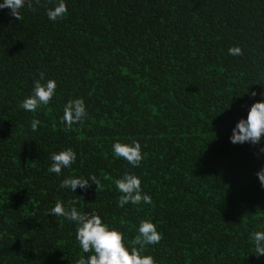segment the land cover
I'll list each match as a JSON object with an SVG mask.
<instances>
[{"label": "trees", "instance_id": "16d2710c", "mask_svg": "<svg viewBox=\"0 0 264 264\" xmlns=\"http://www.w3.org/2000/svg\"><path fill=\"white\" fill-rule=\"evenodd\" d=\"M20 19L0 9V264H74L75 225L48 215L74 201L120 229L128 242L150 218L162 234L145 247L157 264H264L250 234L264 231V166L258 144L229 141L264 88V0H30ZM238 45L241 56L228 55ZM43 74L55 95L34 112L19 107ZM81 98L87 117L66 128L64 103ZM38 120L36 131L30 128ZM137 140L133 168L112 154ZM76 161L49 173L50 154ZM132 172L152 203L117 206L115 179ZM92 183L61 189L65 177Z\"/></svg>", "mask_w": 264, "mask_h": 264}, {"label": "clouds", "instance_id": "9594fccd", "mask_svg": "<svg viewBox=\"0 0 264 264\" xmlns=\"http://www.w3.org/2000/svg\"><path fill=\"white\" fill-rule=\"evenodd\" d=\"M51 7L46 8V16L50 21L62 19L67 8L65 0H50ZM31 7L30 0H0V9L7 7L12 16L20 19V9L25 6ZM228 55L241 56V48L230 46L227 49ZM264 80V74L259 76ZM56 81L45 80L43 74L32 82V89L29 95L23 98L19 107L28 112H34L41 106H47L55 95ZM251 97L259 95L260 99L255 100L247 108L245 117L240 118L231 130L230 143L258 144L264 136V88L259 93L252 91ZM88 115L85 103L81 98L68 99L62 109L60 121L66 128L78 123ZM40 122L32 119L30 128L36 131ZM112 154L116 158H122L133 168L139 167L143 159L141 144L137 140L129 142L114 141L111 146ZM261 151H264L262 149ZM50 165L47 168L49 173L60 175L61 170L70 168L76 161V153L72 148H65L50 154ZM260 187L264 189V166L257 172ZM92 183L99 186V179L92 174L86 178L78 176L65 177L61 180L59 187L75 192L79 187L86 189ZM114 186L121 194L118 197L117 206L123 207L126 204L140 205L141 203L151 205L152 200L149 194L143 192L140 178L132 172H124L114 181ZM74 201H66L64 204L57 200L53 207L48 210V215L63 217L71 221L75 227V240L80 250L87 254L80 256L74 264H157L151 254L146 253L145 247L156 245L160 242L162 234L150 218L141 219L136 225V235L128 242L120 229L110 226L104 222L94 211H78ZM255 248V255H264V231H255L250 234Z\"/></svg>", "mask_w": 264, "mask_h": 264}]
</instances>
